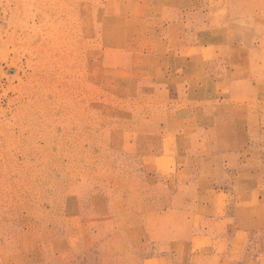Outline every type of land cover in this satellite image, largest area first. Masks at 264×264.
Here are the masks:
<instances>
[{"label":"rangeland","instance_id":"374dc122","mask_svg":"<svg viewBox=\"0 0 264 264\" xmlns=\"http://www.w3.org/2000/svg\"><path fill=\"white\" fill-rule=\"evenodd\" d=\"M0 264H264V0H0Z\"/></svg>","mask_w":264,"mask_h":264}]
</instances>
